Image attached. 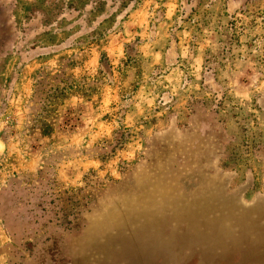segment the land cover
<instances>
[{
	"label": "rangeland",
	"instance_id": "obj_1",
	"mask_svg": "<svg viewBox=\"0 0 264 264\" xmlns=\"http://www.w3.org/2000/svg\"><path fill=\"white\" fill-rule=\"evenodd\" d=\"M0 264H264V0H0Z\"/></svg>",
	"mask_w": 264,
	"mask_h": 264
}]
</instances>
